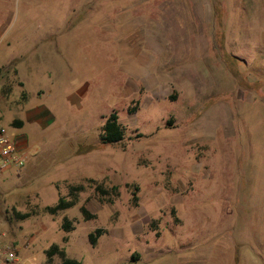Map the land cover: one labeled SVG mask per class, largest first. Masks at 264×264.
I'll return each instance as SVG.
<instances>
[{
  "label": "rangeland",
  "instance_id": "obj_1",
  "mask_svg": "<svg viewBox=\"0 0 264 264\" xmlns=\"http://www.w3.org/2000/svg\"><path fill=\"white\" fill-rule=\"evenodd\" d=\"M168 1L0 0V127L26 141L0 176V240L23 264H59L51 244L80 264H264V0H208L204 56L172 47L174 11L154 20ZM112 110L123 137L102 143Z\"/></svg>",
  "mask_w": 264,
  "mask_h": 264
},
{
  "label": "trees",
  "instance_id": "obj_2",
  "mask_svg": "<svg viewBox=\"0 0 264 264\" xmlns=\"http://www.w3.org/2000/svg\"><path fill=\"white\" fill-rule=\"evenodd\" d=\"M99 140L102 143H115L122 139L123 137V127L117 119V114L114 110L110 111L103 119L101 124V130L99 132ZM89 182H94L92 178H86ZM94 190L97 192L100 198H103L104 195L107 196L108 200H111V197L118 194V186L117 184H111L108 189L103 187L100 183H95L93 186ZM133 188L136 189L137 186L133 185ZM83 189V184L76 183L68 186V190L65 196H58L55 202L51 205H45L44 209L49 213H55L61 209H65L71 205H73L77 201V193L78 191ZM134 200L136 199L133 196ZM79 210L82 213L83 217L89 218L93 217V213L89 212L84 205L79 206ZM25 215V214H23ZM60 227L63 230H68L72 228L71 221L66 217L62 218L60 222ZM104 231L101 227H96L92 231L88 232L87 238L90 243H94L97 236ZM57 252L60 258L59 264H80V262L72 257H68L65 255L62 247H58L56 244H51L45 250V255L49 258L53 253Z\"/></svg>",
  "mask_w": 264,
  "mask_h": 264
},
{
  "label": "crops",
  "instance_id": "obj_3",
  "mask_svg": "<svg viewBox=\"0 0 264 264\" xmlns=\"http://www.w3.org/2000/svg\"><path fill=\"white\" fill-rule=\"evenodd\" d=\"M139 1L135 2V5H137ZM142 3V0H141ZM167 7H161L158 5V2L156 3V8L158 10L156 14V18L154 20L160 21V18L158 17L159 12H163V9L167 8V12H169V15H171V12H173L174 18L173 19H165L164 17L162 18L168 23H172L176 26H179L180 28H174L170 29L173 33V35L169 36L168 39L170 40V44H172V47L178 43L183 42H190L193 41L195 44L192 48V50H195V52L200 55H206V50H207V23H208V18L211 12V8L208 5V0H175V1H168L166 2ZM134 5V6H135ZM180 11L182 13H180ZM185 11H191L190 16L193 17L194 23H195V30L193 31L190 28V19L187 21L184 17L187 12ZM153 20V19H150ZM167 24V26H169ZM197 31V32H196ZM195 32V33H194ZM194 34V35H193ZM1 42V40H0ZM157 44L156 40L154 39H149L146 40L144 43L142 42V46H147V48L154 53L155 51V45ZM167 44L169 42L167 41ZM169 44V45H170ZM140 45V46H141ZM158 45V44H157ZM168 46V45H167ZM171 47V48H172ZM190 48V46H188ZM183 49V48H182ZM176 51L179 53L181 50ZM21 54H12L10 57L7 59V62H10L11 60L14 59L15 56L20 57ZM172 55V53H171ZM147 79V78H146ZM145 79V80H146ZM19 138L26 143L25 138L20 134L16 133Z\"/></svg>",
  "mask_w": 264,
  "mask_h": 264
},
{
  "label": "built area",
  "instance_id": "obj_4",
  "mask_svg": "<svg viewBox=\"0 0 264 264\" xmlns=\"http://www.w3.org/2000/svg\"><path fill=\"white\" fill-rule=\"evenodd\" d=\"M25 143L15 133L7 135L0 127V176L16 171L25 161ZM0 264H23L11 241L0 240Z\"/></svg>",
  "mask_w": 264,
  "mask_h": 264
}]
</instances>
